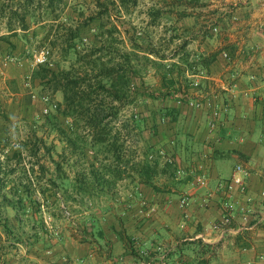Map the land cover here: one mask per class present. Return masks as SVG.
Returning <instances> with one entry per match:
<instances>
[{
  "label": "rangeland",
  "instance_id": "obj_1",
  "mask_svg": "<svg viewBox=\"0 0 264 264\" xmlns=\"http://www.w3.org/2000/svg\"><path fill=\"white\" fill-rule=\"evenodd\" d=\"M15 1L21 0L10 4L0 0V5L15 6ZM208 1L127 0L123 4L120 0H66L55 14H47L38 5L34 9L37 16H27L26 30L13 18L17 34L9 28L8 10L6 15L0 13V161L4 179L0 182V264H86L84 257L75 259L72 254L75 241L96 242L98 248L109 250L112 240L104 231L101 234L102 228L117 231L118 227L123 236L131 237L119 219L127 211L124 206L131 203L129 199L141 198L138 209L144 213L152 209L149 203L142 204L146 196L140 195L141 188L136 194L134 185L149 179L169 192L173 177H188L187 168L178 160L165 163L157 153L168 144L162 143L163 138L171 137L165 107H171L172 92L187 89L188 79L175 73L174 66L185 49V18L196 8H207ZM101 3L108 4L107 10ZM72 27L78 34V50L92 53L93 59L108 61V47L98 51L100 41L109 39L99 35L108 29L116 28L112 41L119 48L118 61L124 59V53H134L140 73L131 83L126 103H113L120 106L111 124L114 131L121 132L119 140L113 134L110 142L93 145L84 120L66 116L55 106L64 101L62 91H54L34 77L44 65L37 64L35 57L42 49L49 51L45 64L53 70L69 68L71 63L83 70V62L76 60L73 51L67 54L65 50L64 40ZM106 103L111 104L110 100ZM59 127L75 128L83 140H79L80 148L72 150ZM154 162L155 170L148 174L145 165ZM185 237L176 244V257L169 250L172 242H166L160 251L140 238L125 242L132 259L143 264L147 259L165 264L171 256L175 264H198L200 258L215 253L214 246L212 251L203 245L208 243L204 239L201 243L200 238Z\"/></svg>",
  "mask_w": 264,
  "mask_h": 264
},
{
  "label": "crops",
  "instance_id": "obj_2",
  "mask_svg": "<svg viewBox=\"0 0 264 264\" xmlns=\"http://www.w3.org/2000/svg\"><path fill=\"white\" fill-rule=\"evenodd\" d=\"M208 2L207 8H196L185 18V49L174 66L175 73L188 79L186 90L191 96L209 99L212 106L206 102L192 107L174 98L171 107H165L173 111L169 126L174 146L170 138H163L162 143L172 147L188 177H173L169 192L134 185L136 194L141 191L152 209L144 213L138 209L141 198L129 199L119 219L133 240L140 238L155 246L154 250L172 242L169 250L171 254L175 251V257L182 236L184 240L204 236L215 250L208 257L209 264H245L248 260L264 264L259 260L264 254V0ZM213 106L227 109L215 130L209 124ZM238 164L250 171L247 191L237 187L234 192L242 206L251 207L249 222L243 211H236L229 230L221 235L212 226L223 218L227 184ZM201 167L209 177L207 186L195 183L192 175ZM185 195L191 198L188 207L181 205ZM111 228L101 229L112 240L109 250L98 248L96 242L75 241L71 249L75 259L84 257L86 264H143L129 255L128 238L120 228ZM171 257L165 264L177 263Z\"/></svg>",
  "mask_w": 264,
  "mask_h": 264
},
{
  "label": "trees",
  "instance_id": "obj_3",
  "mask_svg": "<svg viewBox=\"0 0 264 264\" xmlns=\"http://www.w3.org/2000/svg\"><path fill=\"white\" fill-rule=\"evenodd\" d=\"M5 1L7 4H10V2L14 0ZM120 1L123 4L127 2V0ZM112 3L115 4L116 1H112ZM12 4L14 3H11L10 7H7V5L2 3V5H0V13L3 12V15H6L8 10L9 14L7 16L10 17L8 24L9 28L12 32L17 34L18 30L12 28L13 18H16L20 22L21 29L26 30L28 28L27 16L28 14H31L32 17H36L37 14L34 9L38 7V5L43 6L42 9L46 10L47 14H55L58 6H60V4H66V0H21L20 2L15 1V6ZM101 4L106 6L107 10L108 4ZM106 12L109 13L108 11ZM102 17L103 16L101 15L99 18ZM115 30L116 28L108 29L107 31L103 30L99 35L100 38H104V36L108 35L109 39H102L100 41L101 46L98 48L99 52H103L106 50V47H108L107 51L110 55L108 61L101 62L99 60L102 58L99 60L93 59L92 53L83 54L81 50H78V44L76 41L78 34L76 29L72 27L64 40L66 42L65 50L67 54H70L73 51L76 55V60L83 62V70L77 69L74 63H71L69 68L60 69L59 71H55L49 65L44 64L40 65L34 72V77L43 80L42 82L44 85L52 86L54 91H62L64 101L57 105L58 111L66 116H76V119L84 120L86 134L90 136L93 145L106 144L108 141L110 142V136L113 134L117 137V140H119L121 132L114 131V127L111 126V124L118 115L120 106H122L124 102L126 103V99L130 96L129 92L132 81L137 79V75L140 73L136 68V63H134V53L128 51L123 54L124 59L118 61L116 55L118 54L119 48L114 46L112 41L114 40L113 33ZM133 41L135 42L133 43L135 45L137 39L134 37ZM164 78L167 79V77ZM170 82L174 84L173 79H170ZM150 95H153V93L151 92ZM108 100H110L112 105L106 103ZM115 102H119L121 105H113ZM166 109L167 108H165V111L168 116L170 114L173 115V111ZM55 118L57 117L55 116ZM57 130L62 136H65L72 150L80 148L79 140H81V142H83V140L81 139L80 133L75 128L71 127L67 130L63 127H59ZM73 134H76V136L73 137ZM111 144L113 146V143ZM170 144L174 146V141L171 140ZM109 148L111 149V147ZM161 148H165L169 152H174L171 149L172 147L168 148L167 146H161L160 149ZM115 150L117 151L118 148H115ZM154 163V165H151L152 163H147L145 165V171L148 174L152 170H155L154 166L156 165V162ZM1 170L2 165L0 161V182L4 180L1 177ZM97 177H99V175H97ZM144 182L148 185L155 186L149 179ZM1 189L2 185L0 183V191ZM17 191L20 192L19 189ZM19 200L22 199L20 198ZM8 201L10 204L13 203L10 199H8ZM4 227L8 228V225L5 224ZM127 240L133 242L131 237ZM198 242L202 243L203 240L200 238L198 239ZM203 245L209 250H212L213 244L203 243ZM146 261L148 262L151 260L147 259ZM198 264H209V258H200Z\"/></svg>",
  "mask_w": 264,
  "mask_h": 264
},
{
  "label": "built area",
  "instance_id": "obj_4",
  "mask_svg": "<svg viewBox=\"0 0 264 264\" xmlns=\"http://www.w3.org/2000/svg\"><path fill=\"white\" fill-rule=\"evenodd\" d=\"M48 52H49L48 50L42 49L38 54H36L35 56L36 63L45 64L48 61ZM172 94H173V97L176 98L179 103H183L185 100H187L188 103L192 107H197V108L202 107L203 104H205L206 102L207 104L212 106V103L209 99L208 101L207 100H196L191 96V94L187 90H173ZM48 100L49 99L47 98L46 101ZM226 110L227 109L225 108L221 109L220 107H216V106L212 107V116L209 122L212 130H215L218 127L222 114ZM46 112H48L47 109H46ZM163 121L165 122L166 119L163 118ZM157 154L161 158V160L165 163L174 164L177 161L175 153L169 152L165 148L159 149ZM150 158H155V155L150 154ZM192 175L194 177L195 183H197L200 186H207L209 182L208 181L209 177L202 167L200 168L199 172L193 171ZM249 175H250L249 169L245 167L243 164H238L232 174L230 182L227 184V194H226V197L224 198V203H223V210H224L223 218L221 221L215 223L212 226L215 230L220 231L221 235L225 234L226 231L229 230V229L227 230V228L231 226L236 211H239V210L243 211L245 221L249 222L248 220H249L251 207L248 208L247 206L245 207L242 206L240 204L239 199L235 198V193H234L237 187L243 193L247 191ZM190 203H191V198L188 195H185L184 197L181 198L182 206L188 207ZM142 204L147 205L148 201L143 200ZM201 238L204 239V241L209 242V240L206 239V237L201 236ZM259 260H264V254L260 255ZM254 262L255 261L253 260H248L245 264H254ZM146 264H152V261H148Z\"/></svg>",
  "mask_w": 264,
  "mask_h": 264
}]
</instances>
